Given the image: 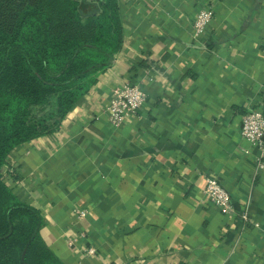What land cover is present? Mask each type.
Wrapping results in <instances>:
<instances>
[{
  "label": "crops",
  "instance_id": "obj_1",
  "mask_svg": "<svg viewBox=\"0 0 264 264\" xmlns=\"http://www.w3.org/2000/svg\"><path fill=\"white\" fill-rule=\"evenodd\" d=\"M119 2L112 65L57 131L12 151L7 182L41 210L65 264H264V167L240 132L246 111L264 110V0ZM202 8L213 18L194 37ZM126 81L146 100L114 125L108 104ZM207 176L230 211L208 200Z\"/></svg>",
  "mask_w": 264,
  "mask_h": 264
},
{
  "label": "trees",
  "instance_id": "obj_2",
  "mask_svg": "<svg viewBox=\"0 0 264 264\" xmlns=\"http://www.w3.org/2000/svg\"><path fill=\"white\" fill-rule=\"evenodd\" d=\"M124 28L119 0H0V264H65L4 168L17 146L60 128L112 65Z\"/></svg>",
  "mask_w": 264,
  "mask_h": 264
},
{
  "label": "built area",
  "instance_id": "obj_3",
  "mask_svg": "<svg viewBox=\"0 0 264 264\" xmlns=\"http://www.w3.org/2000/svg\"><path fill=\"white\" fill-rule=\"evenodd\" d=\"M213 18L212 8H202L197 11L193 20V36L199 37L211 24ZM146 100L144 89L133 81H126L114 88L109 104L108 119L114 125L123 124L130 116L134 115ZM241 136L253 145L259 153L258 166L264 167V110L252 108L242 115ZM6 175L12 176L15 168L13 165L6 167ZM205 194L211 204L223 211L231 210V195L215 176L205 178ZM79 216L84 211H79ZM240 218L249 220L248 215L241 213ZM93 253L94 249L87 250Z\"/></svg>",
  "mask_w": 264,
  "mask_h": 264
}]
</instances>
